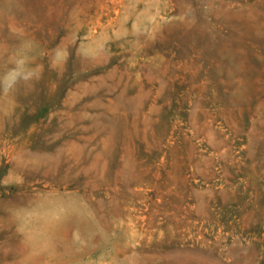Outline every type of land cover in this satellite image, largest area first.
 <instances>
[{
	"label": "rangeland",
	"instance_id": "rangeland-1",
	"mask_svg": "<svg viewBox=\"0 0 264 264\" xmlns=\"http://www.w3.org/2000/svg\"><path fill=\"white\" fill-rule=\"evenodd\" d=\"M250 14L264 0H0V78L28 75L0 87V264H264Z\"/></svg>",
	"mask_w": 264,
	"mask_h": 264
},
{
	"label": "clouds",
	"instance_id": "clouds-1",
	"mask_svg": "<svg viewBox=\"0 0 264 264\" xmlns=\"http://www.w3.org/2000/svg\"><path fill=\"white\" fill-rule=\"evenodd\" d=\"M22 79H28L26 60L24 58H19L16 60V66L9 69L3 77L0 78V87L5 91H9Z\"/></svg>",
	"mask_w": 264,
	"mask_h": 264
},
{
	"label": "bare ground",
	"instance_id": "bare-ground-1",
	"mask_svg": "<svg viewBox=\"0 0 264 264\" xmlns=\"http://www.w3.org/2000/svg\"><path fill=\"white\" fill-rule=\"evenodd\" d=\"M247 22L249 23V25L251 26V28L254 30V33H256V34H262V32H263V29H264V26L263 25H260L259 23H258V21H259V19L256 17V16H254L253 14H250L248 17H247ZM260 36V35H259ZM1 44V43H0ZM229 51V50H228ZM221 52H223V51H221ZM223 54V53H222ZM231 54V53H230ZM224 55V54H223ZM222 56V55H221ZM232 56H233V54H232ZM229 57V59H230V56H228ZM229 61V60H228ZM259 61V60H258ZM260 62V61H259ZM261 63V62H260ZM236 70V69H235ZM234 77V76H233ZM240 81V80H239ZM238 81V82H239ZM243 83V82H242ZM238 91H236V93H237ZM235 94V93H234ZM233 94V95H234ZM231 95V94H230ZM236 95V94H235ZM243 97V96H242ZM76 98V97H75ZM79 98V97H78ZM242 99H244V98H242ZM78 100V99H77ZM235 104V103H234ZM63 110V109H62ZM3 120V119H2ZM24 162V161H23ZM23 218V217H22ZM22 218H21V220H22ZM67 230V229H66ZM69 233V232H68ZM74 239V238H73ZM73 258V257H72ZM71 259V258H70ZM70 261V260H69Z\"/></svg>",
	"mask_w": 264,
	"mask_h": 264
}]
</instances>
